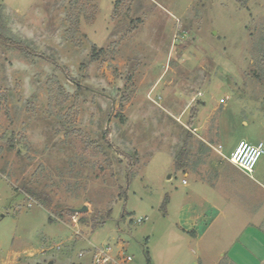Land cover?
<instances>
[{
  "label": "rangeland",
  "instance_id": "374dc122",
  "mask_svg": "<svg viewBox=\"0 0 264 264\" xmlns=\"http://www.w3.org/2000/svg\"><path fill=\"white\" fill-rule=\"evenodd\" d=\"M0 11V264H93L106 245L155 264L149 250L183 245L159 239L187 190L180 152L197 177L240 139L264 142V0ZM254 171L264 183V153Z\"/></svg>",
  "mask_w": 264,
  "mask_h": 264
},
{
  "label": "crops",
  "instance_id": "0c3cea01",
  "mask_svg": "<svg viewBox=\"0 0 264 264\" xmlns=\"http://www.w3.org/2000/svg\"><path fill=\"white\" fill-rule=\"evenodd\" d=\"M234 147L222 149L201 176L183 172L187 190L177 202L173 237L159 239L185 242L163 245L157 254L149 250L155 264H264V183L254 178L255 171L248 175L228 160Z\"/></svg>",
  "mask_w": 264,
  "mask_h": 264
},
{
  "label": "built area",
  "instance_id": "2783aa9c",
  "mask_svg": "<svg viewBox=\"0 0 264 264\" xmlns=\"http://www.w3.org/2000/svg\"><path fill=\"white\" fill-rule=\"evenodd\" d=\"M221 148V147H220ZM264 153V142L258 141L256 143H250L246 140H239L233 150L228 155V160L236 165L242 172L251 175L254 172V168L259 158ZM182 183H186V179H182ZM142 217L137 218V222H141ZM112 250L109 245L106 246H94L91 252V261L93 264H122L115 259L116 256L112 255ZM82 254L79 253V256ZM123 262L130 260L131 257L123 255Z\"/></svg>",
  "mask_w": 264,
  "mask_h": 264
},
{
  "label": "trees",
  "instance_id": "16d2710c",
  "mask_svg": "<svg viewBox=\"0 0 264 264\" xmlns=\"http://www.w3.org/2000/svg\"><path fill=\"white\" fill-rule=\"evenodd\" d=\"M236 1L243 2L244 3L245 0H236ZM73 14H74V12L72 11V17L74 16ZM2 31H5L6 32L7 29H6V24L3 21L2 12L0 11V38H3V39L10 38V37H8V35L6 36V33H3ZM186 156H189V154L183 149L180 152V154L177 156L176 161H175V168L177 170H182L183 172L186 170L185 169L186 168L185 166L188 165V163L186 162ZM109 216H110V212H108L107 215H106V217L103 218L99 223L100 224L104 223L108 219ZM49 220L51 221V218L50 217H49Z\"/></svg>",
  "mask_w": 264,
  "mask_h": 264
}]
</instances>
